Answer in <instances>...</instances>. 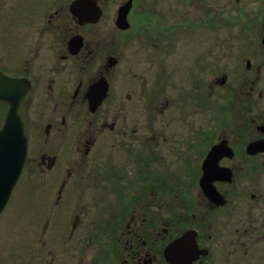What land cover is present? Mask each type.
Listing matches in <instances>:
<instances>
[{
    "label": "flooded vegetation",
    "instance_id": "obj_1",
    "mask_svg": "<svg viewBox=\"0 0 264 264\" xmlns=\"http://www.w3.org/2000/svg\"><path fill=\"white\" fill-rule=\"evenodd\" d=\"M226 1L0 0V74L27 88L19 105L27 154L37 141L48 147L33 170L26 154L10 194L22 184L38 197L28 221L42 224L35 247L54 250L40 251L44 264H169L170 245L175 264H264V0H228V10ZM227 27L232 42L222 39ZM210 31L220 63L211 75ZM147 33L161 68H183L181 108L196 121L154 132L127 121L136 96H118L114 78ZM92 87L104 95L93 109ZM215 89L210 126L202 114ZM17 221L11 242L34 231ZM15 251L0 252V264H17Z\"/></svg>",
    "mask_w": 264,
    "mask_h": 264
},
{
    "label": "rangeland",
    "instance_id": "obj_2",
    "mask_svg": "<svg viewBox=\"0 0 264 264\" xmlns=\"http://www.w3.org/2000/svg\"><path fill=\"white\" fill-rule=\"evenodd\" d=\"M230 5L231 2L227 0V10L230 8ZM217 35L219 37V34L212 33L210 31L209 35H206L207 40L203 48V51L205 52L204 59H206L207 65L210 67V69H212L210 71V75L214 70L218 69V65L220 64L213 58L218 53V48H216L213 44V41L218 42ZM226 38L227 41L232 42L234 40L233 28L227 27L225 30H223L222 39ZM156 43L157 41L154 38V34L148 33L145 34V36H141L139 43H132L129 47V52L132 56L126 57V60L122 62L123 66H121L123 71L121 74H119V71H117L114 78L117 83L116 94L118 96L121 95L124 97L128 93H133L136 96L133 101L125 103V107H128V111L125 112V116L129 118L127 121L141 122V127L147 129L145 132H154V130L150 129L149 127L158 128L161 126L162 128H170V123L173 125L175 124L174 122H181L182 118L183 122L196 121V118L199 116L198 113L188 115L187 112H183L184 110L181 108L182 100L180 98H182L181 94L184 92L183 90L186 91V74L184 73L183 68L179 65L176 66L172 72L173 66L168 65V62L161 68L159 60L157 59L159 50L155 47ZM220 46H222V43ZM196 48L192 51L194 54L197 52ZM225 49L226 52L228 50L231 52L233 51V49L229 48L228 45L225 47ZM229 56L232 57V55ZM157 66L159 67L158 69H156ZM164 67L166 71L171 72V75L170 77L163 79L161 77L166 76V72L161 73L160 68L163 69ZM136 70L140 72L137 75L142 74L141 78L138 76L135 77V73L133 72ZM155 73L156 77L154 76L153 78ZM123 82L125 83L123 84ZM208 95L210 103L209 106L207 104L205 106H208L210 109H212L206 110L202 115L204 116L205 122L212 126V114H215L216 107L219 103V93L218 90L215 89L211 93H208ZM0 109V123H2L6 108L2 106ZM118 117L119 121H123L121 115ZM180 127H178V129H180ZM141 138H144L142 134ZM38 143L40 144L39 146H37ZM151 143L155 144V141H152ZM44 151H48L46 144H44L42 141L35 142L30 148V152L27 154V165L25 166V170L36 169L33 162V156L35 154H42ZM22 188H24V185L20 184L14 189L8 201V206L3 215L0 217V252L3 254H9L11 250L16 249L15 252L17 255V264H30L29 261L32 262L31 264H44L45 261L48 260H42L39 258L40 251L44 253L47 249H51L52 252L50 256H53L54 250L49 248L48 245V247L45 246L44 248L35 247L36 243L40 244L38 239L45 237H41L39 234L42 224L37 223L38 219L35 221H28V219L32 217L33 212L29 211L27 207H36L33 205V202L38 197L33 195V197L29 198L24 193H22ZM15 218H18V228H27L28 225L31 224L30 229L34 231L33 233L24 230L19 231L18 241L11 242L8 234ZM3 230H5L4 234L1 233ZM14 230L17 231L15 226ZM34 235L36 238L32 241L31 237ZM55 249L58 250L59 247L55 246Z\"/></svg>",
    "mask_w": 264,
    "mask_h": 264
},
{
    "label": "water",
    "instance_id": "obj_3",
    "mask_svg": "<svg viewBox=\"0 0 264 264\" xmlns=\"http://www.w3.org/2000/svg\"><path fill=\"white\" fill-rule=\"evenodd\" d=\"M127 11L122 12L119 17L123 24ZM124 28L126 25H122ZM27 92L22 82L15 78L0 74V101L8 105L2 127L0 129V213L4 209L12 188L25 161L27 153V137L24 133V123L20 114V102ZM95 87L89 90L88 98L90 108H95L96 104L102 100L104 95L96 97ZM211 179L203 176L201 185L207 189ZM211 191H209L210 193ZM172 245L165 251V258L169 264H175L172 253Z\"/></svg>",
    "mask_w": 264,
    "mask_h": 264
}]
</instances>
